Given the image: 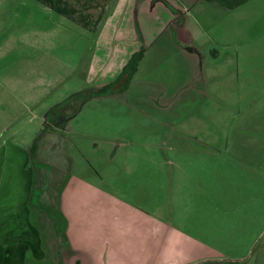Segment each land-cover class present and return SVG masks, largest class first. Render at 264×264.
<instances>
[{
  "label": "crops",
  "instance_id": "1",
  "mask_svg": "<svg viewBox=\"0 0 264 264\" xmlns=\"http://www.w3.org/2000/svg\"><path fill=\"white\" fill-rule=\"evenodd\" d=\"M193 2L224 8L222 3ZM131 12L130 0H0V264L45 260L40 231L29 215L33 209L37 220L47 216L32 202L36 183L42 200L47 199L41 207L51 203L50 191L41 186L46 177V185L54 179L62 184L52 205H57V216L66 225L63 264H171L174 253L180 256L178 264H191L196 245L183 242L182 236L175 249L176 234L156 214L164 176L172 182L177 170L187 168L174 157L184 150L211 153L246 166L250 175L264 176V139L262 145L247 142L250 148L242 152V132H237V139L235 132L233 138L216 141L209 132L199 131L201 100L228 91L235 78L219 68L235 58L233 48L217 53L214 44L221 36L206 33L200 39L204 42L194 41L201 55L180 48L166 65L139 79L145 53L125 93L94 95L78 104L69 101L116 80L139 52L142 44L134 38ZM212 42L216 59L205 65L202 48ZM180 55L183 60L169 64ZM188 58L197 62L196 69L206 79L197 81L195 73L193 87L172 86ZM77 78L83 79L82 90L74 84ZM148 121L162 125L157 137L146 128ZM152 136L161 142L151 144ZM69 145L89 153L85 158L93 163L88 170L72 171L76 163L66 151ZM61 149L67 170L46 169L39 161L47 152ZM96 175L101 185L90 178ZM118 177L123 178L115 186ZM49 228L57 229L54 223Z\"/></svg>",
  "mask_w": 264,
  "mask_h": 264
},
{
  "label": "rangeland",
  "instance_id": "2",
  "mask_svg": "<svg viewBox=\"0 0 264 264\" xmlns=\"http://www.w3.org/2000/svg\"><path fill=\"white\" fill-rule=\"evenodd\" d=\"M130 1L134 38H138L137 42L141 41L139 52L142 50L144 55L146 53L144 63L137 74L139 79L148 73V70L151 72L162 64L166 65L168 58H174L183 47L189 53L197 52L201 55L203 51L198 46L195 48L194 41L204 42L200 39H203L206 33L212 38L221 36L219 44L212 42L202 48L206 57L204 63L206 65L210 59H216L213 44L217 53L225 48H233L234 62L222 64L219 68L235 78L232 88L228 91L225 88V91H220L218 95L212 94L201 100L204 108L196 111L201 124L199 131L203 134L209 132V137L216 141L222 139V136L231 135L233 138L235 132L237 139V132H242V152L249 150L247 142L262 145L260 140L264 139V0H249L236 9H230L225 4L223 9L217 8L211 3L193 0ZM78 34L80 35L79 31ZM181 58L183 57L180 55L174 61H169V64L174 65L176 61L184 59ZM195 65L197 62L188 58L185 70L180 69L181 75L173 78L172 86L193 87L195 73H199L197 81L205 80V75L201 78L202 70L196 69ZM81 80L83 79L74 80L78 88L84 86ZM90 122L94 121L87 123ZM160 127L162 125L156 122L146 123V128H150L151 134L156 137ZM35 136L36 134L33 139ZM156 137L149 139L151 144L161 142ZM74 140L79 147V139L74 137ZM66 151L76 163L72 170L76 174L83 173L84 169L88 170L93 163L85 158V154L89 156L86 151L72 149L71 145ZM185 151L174 158L179 165L181 161V166L187 168H182L181 172L177 170L172 182L164 176L163 185H160L161 203L157 205L160 211L156 213L160 223L176 234L175 240L178 241L175 249L180 248L178 243L183 236V242L194 243L197 247L191 264H264V176L256 173L250 175L246 166L236 163L237 166L233 161L221 160L224 156L211 153L203 155L202 152L196 155ZM40 159L46 169L67 170L62 167L65 165L63 149L47 152ZM81 162L83 168L79 166ZM98 164L100 166L103 162L99 160ZM166 165L169 166V163ZM40 166L37 168L43 178L44 170ZM90 178L101 185L102 181L98 175ZM122 178L118 177L113 184L117 186ZM46 179L47 177L41 182V186L50 191L51 203L41 207L40 204L47 202V199L42 200V189L36 183L32 202L36 203L50 221L47 216L37 220L33 209L29 215L31 223L40 231L45 260L41 263L28 260V264H63L64 251L68 250L66 243H63L67 234L65 225L57 216V205H52L57 202L56 196L62 184L54 179L46 185ZM176 193L178 194L175 198ZM127 196L131 197L130 194ZM237 202L239 204L232 206ZM147 208L152 211L154 209L153 206ZM53 223L57 229L49 228H52ZM182 251L187 252L188 249L183 248ZM174 257L172 263L178 264L179 254L174 253Z\"/></svg>",
  "mask_w": 264,
  "mask_h": 264
},
{
  "label": "trees",
  "instance_id": "3",
  "mask_svg": "<svg viewBox=\"0 0 264 264\" xmlns=\"http://www.w3.org/2000/svg\"><path fill=\"white\" fill-rule=\"evenodd\" d=\"M208 2H213V3H222L225 4L228 8L230 9H236L244 4H246L249 0H205ZM144 58V51H140L135 53L132 58L128 61L127 64H125V66L123 67L120 75L117 77L116 80H114L113 82L109 83L108 85L97 89V90H87L85 93L73 97L72 99H70L69 101H73L76 102L77 104L80 103L82 100H84L87 97L90 96H105L108 94H113L115 92L118 93H125L129 90L130 85L138 71V66L141 63V61ZM41 135H43V132H40L34 142L33 147H31L30 151L31 154L34 153L35 148L37 147V141L38 139L41 137ZM34 161V160H33ZM66 227V225H65ZM64 227V229H65ZM65 237V235H64ZM67 242V238H65V240L63 241V243ZM62 243V242H60ZM60 246L63 244H59Z\"/></svg>",
  "mask_w": 264,
  "mask_h": 264
}]
</instances>
